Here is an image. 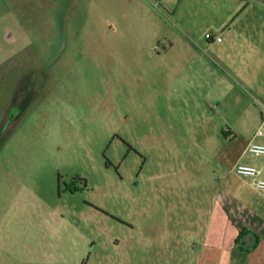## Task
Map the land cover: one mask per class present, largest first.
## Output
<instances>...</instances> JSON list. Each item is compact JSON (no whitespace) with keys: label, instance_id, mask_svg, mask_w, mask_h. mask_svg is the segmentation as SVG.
Instances as JSON below:
<instances>
[{"label":"rangeland","instance_id":"obj_1","mask_svg":"<svg viewBox=\"0 0 264 264\" xmlns=\"http://www.w3.org/2000/svg\"><path fill=\"white\" fill-rule=\"evenodd\" d=\"M226 19L211 0H0V264H194L212 191L263 164L244 151L262 115L211 60Z\"/></svg>","mask_w":264,"mask_h":264},{"label":"crops","instance_id":"obj_2","mask_svg":"<svg viewBox=\"0 0 264 264\" xmlns=\"http://www.w3.org/2000/svg\"><path fill=\"white\" fill-rule=\"evenodd\" d=\"M211 2L222 5L227 16L223 33L212 35L220 41L212 39L208 46L224 79L223 96H234L245 112L258 109L264 123V0ZM260 159L263 164L257 168L262 169L264 158ZM233 177L212 191L206 222L195 223L201 249L194 264H264V196L247 180Z\"/></svg>","mask_w":264,"mask_h":264},{"label":"built area","instance_id":"obj_3","mask_svg":"<svg viewBox=\"0 0 264 264\" xmlns=\"http://www.w3.org/2000/svg\"><path fill=\"white\" fill-rule=\"evenodd\" d=\"M207 40L215 39L216 41H220V38H215L210 34L206 35ZM263 116H264V106ZM264 120V119H263ZM264 133L261 130V127L257 130V132L253 135L251 141L247 144L245 148V153H248L252 157H262L264 158V144L257 143L256 140L260 137H263ZM231 173L238 178H242L247 180L249 186L258 194L264 196V178L261 177L262 169L256 168L251 165L236 163L232 169Z\"/></svg>","mask_w":264,"mask_h":264}]
</instances>
